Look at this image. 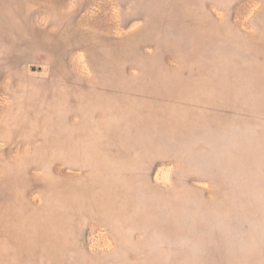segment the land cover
<instances>
[{"label": "rangeland", "instance_id": "rangeland-1", "mask_svg": "<svg viewBox=\"0 0 264 264\" xmlns=\"http://www.w3.org/2000/svg\"><path fill=\"white\" fill-rule=\"evenodd\" d=\"M0 264H264V0H0Z\"/></svg>", "mask_w": 264, "mask_h": 264}]
</instances>
